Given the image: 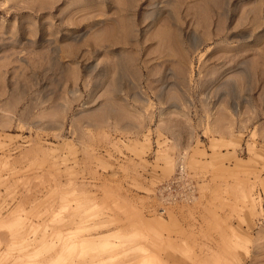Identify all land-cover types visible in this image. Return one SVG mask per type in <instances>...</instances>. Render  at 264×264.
Listing matches in <instances>:
<instances>
[{
    "label": "rangeland",
    "instance_id": "374dc122",
    "mask_svg": "<svg viewBox=\"0 0 264 264\" xmlns=\"http://www.w3.org/2000/svg\"><path fill=\"white\" fill-rule=\"evenodd\" d=\"M96 229L95 264H264V0H0V264Z\"/></svg>",
    "mask_w": 264,
    "mask_h": 264
},
{
    "label": "bare ground",
    "instance_id": "6f19581e",
    "mask_svg": "<svg viewBox=\"0 0 264 264\" xmlns=\"http://www.w3.org/2000/svg\"><path fill=\"white\" fill-rule=\"evenodd\" d=\"M67 195L60 194L57 196L58 201H62L60 205L56 206V208L52 209L50 211V214L48 216V222L52 225V232L55 230H66L67 227H65V224L72 223L73 217H68L71 219L65 220L66 218L61 217V213L65 207L64 202H66ZM100 233L99 231H96L89 235V238H79L75 242H67V240L63 239V242L60 243L59 247L61 250H66L67 252H71L73 249H75L76 255L73 258L72 264H95L98 261L106 259L105 257H101L97 254L98 248L97 244L99 242H105V239H100L96 236H98ZM96 244V245H95ZM91 248L90 251L91 254L84 255V250L87 248ZM96 255V256H95ZM118 255V253L112 255V257H109V259L114 258V256ZM108 259V260H109ZM154 258L152 256L147 255H139L130 261L127 262H119L118 264H151L153 262ZM115 264V263H114Z\"/></svg>",
    "mask_w": 264,
    "mask_h": 264
}]
</instances>
